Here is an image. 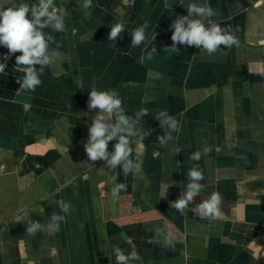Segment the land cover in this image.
Instances as JSON below:
<instances>
[{"label": "crops", "instance_id": "obj_1", "mask_svg": "<svg viewBox=\"0 0 264 264\" xmlns=\"http://www.w3.org/2000/svg\"><path fill=\"white\" fill-rule=\"evenodd\" d=\"M256 1L207 0L217 12L213 19L238 27L241 41L211 56L202 46L168 50L173 20L187 15L188 3L205 0H92L87 19L82 0L56 1L66 30L46 31L62 45L63 61L46 67L31 92L17 90L0 74V97L17 95L30 103L21 119L19 107L1 101L0 264H115L114 245L126 253L134 248L143 264H264V20L256 24L263 11L247 12ZM118 21L126 27L122 38L109 41L110 26ZM145 21L147 42L134 48L131 33ZM152 47L153 59L141 63ZM106 72L110 81L97 84ZM93 84L117 91L126 115L149 111L142 118L143 140L130 145L138 169L127 175L122 167L90 161L81 146L96 113L61 102ZM59 106H68L67 112L52 114ZM161 110L181 122L166 146L157 140L164 134L155 119ZM81 121L84 126L74 124ZM205 147L209 154L190 159ZM194 164L203 170L204 188L181 215L171 202L185 190ZM118 183L127 190L116 195ZM213 191L222 194L221 215L201 219L190 209ZM60 199L71 203L70 214L61 212L55 203ZM53 212L66 215L58 232L26 233L29 219L46 225ZM169 233L172 243L165 247Z\"/></svg>", "mask_w": 264, "mask_h": 264}, {"label": "clouds", "instance_id": "obj_2", "mask_svg": "<svg viewBox=\"0 0 264 264\" xmlns=\"http://www.w3.org/2000/svg\"><path fill=\"white\" fill-rule=\"evenodd\" d=\"M5 4H11L7 8ZM85 11V18H89L90 9L92 8V0H82L80 5ZM167 6V5H166ZM187 15L177 16L173 20L170 28L173 30L171 35L172 45L168 50L172 52L179 51L177 45L195 46L206 51L211 56L215 54L221 46L232 47L239 45V39L235 30L231 26L221 27L213 17L217 15L216 10L209 6L207 0L203 4L190 2L187 5ZM29 12L31 16L29 17ZM149 22L145 21L143 25L136 27L131 33V44L134 48L147 42L146 29L149 28ZM52 32H64L65 18L59 10L56 0H37L35 4H30L26 0H8L7 3H0V46L7 48L9 55H4L3 59H9V56L17 52L20 55L15 56L16 70L23 75L17 78L20 84V90L31 92L35 91L41 85V75L46 67L58 65L64 57L58 49L62 46L58 43ZM126 29L122 21H118L110 26L107 39L116 41L121 37V33ZM75 32V29H73ZM155 38V37H154ZM51 44H56V48H51ZM157 53V48L152 47L147 52L146 57L142 54L140 62L143 63L145 58L152 60L153 55ZM37 65L40 66L37 71ZM6 64L0 63V72L4 71ZM259 74L264 75V68L259 70ZM19 90V91H20ZM89 110H97L94 119L88 126L87 141L84 149L90 161L102 160L110 169L122 167L125 175L138 169V165L134 163L130 157L133 148L130 146L134 138H144L143 117L149 111L141 108L133 115H126L123 106V100L119 93L115 90H98L95 84L92 85L89 92L87 103ZM155 119L160 122L164 134L157 137L161 146H166L173 139V133L181 131V122L174 116L170 115L167 110H161ZM110 141H115L112 151L108 150ZM176 154L181 149L175 150ZM211 149L205 147L203 152L195 151L191 154L192 161H199L202 155H207ZM246 161V157L241 155L237 157ZM187 186L181 192L178 199L171 202V207L177 210L181 215H186L189 210L188 206L193 202L194 198L201 194L204 185L200 182L204 180L203 170L198 164H194L187 172ZM127 185L118 183L113 189V193L119 195L121 191H126ZM223 202L222 194L213 191L210 196L206 197L202 203L197 204L190 210L197 214L201 219L215 220L221 215V205ZM60 210L64 214H70L72 205L70 202L60 199L55 201ZM61 222L66 223V215L52 213L50 222L46 225L35 220L29 219L26 226V233L35 235L38 232L52 230L58 232ZM157 229V234H161ZM148 243H159L158 240L149 239ZM171 234L164 236V246L171 245ZM112 252L115 255V264H134L139 261L143 264L139 253L133 248L127 252L114 245Z\"/></svg>", "mask_w": 264, "mask_h": 264}, {"label": "water", "instance_id": "obj_3", "mask_svg": "<svg viewBox=\"0 0 264 264\" xmlns=\"http://www.w3.org/2000/svg\"><path fill=\"white\" fill-rule=\"evenodd\" d=\"M33 2L36 3L37 0L36 1L33 0ZM58 8H59V10L61 9L60 6ZM29 15L31 16L30 12H29ZM46 30H48V29H44V31H46ZM0 48H4V51H5V52L3 51V53H0V63L6 64V68L4 69V71L0 72V74L5 72L7 74V76L9 77V79H11L10 80L11 83H12V81L16 82V83H12V86H16L17 90H19L20 89V84L17 83V78L21 77L23 74L17 72V70L15 69L16 68L15 56L20 55L21 53L17 52L15 54H12V55L9 56V59L4 60L3 56L4 55H9L8 54V50H7V48H5L3 46H0ZM36 67H37V71H39L40 66L37 65ZM42 75H41V77H42ZM41 77H40V79H41ZM2 100L6 101V103L2 102L4 104V106H8L9 108H13V109L15 108L17 110H18V107H19V109L21 111V114H22L21 119H24L27 116L28 106L30 105V103L20 101L18 99L17 95L14 96V97H13V95L4 96V97H0V109L3 107L2 104H1Z\"/></svg>", "mask_w": 264, "mask_h": 264}, {"label": "flooded vegetation", "instance_id": "obj_4", "mask_svg": "<svg viewBox=\"0 0 264 264\" xmlns=\"http://www.w3.org/2000/svg\"><path fill=\"white\" fill-rule=\"evenodd\" d=\"M57 1V0H56ZM158 1H160L161 3H163V4H167L168 3V0H158ZM261 11H263V13H262V15L261 16H258V18H256V24L258 23V22H260V21H262V20H264V0H257L256 2H255V4H253L248 10H247V12H252V13H257V12H261ZM157 13H159V14H161V15H165V13L164 14H162L160 11L159 12H157ZM238 37V39H239V43L241 42L240 41V36H237ZM234 46H236V45H233L232 47H234ZM4 49V48H3ZM106 81H110V74L108 73V72H106L105 74H104V78L103 79H101V81H99V82H96L97 84H101V86L102 85H104V84H106ZM98 90H101V89H98ZM91 91V90H90ZM90 91H88L87 93H85V94H75V96H73V97H65V98H63L62 100H61V102H64V101H68V102H70V103H74V104H77L78 106H74L73 107V109H77V108H80V106L84 109V110H89L88 109V106H87V103H88V98H89V92ZM67 107L68 106H59V107H57L56 108V110H53L52 111V114H54L55 112L56 113H61V112H67ZM90 111V110H89ZM96 111L97 110H93V113H96ZM74 124H80L81 126H84V124L85 123H83L82 121L79 123V122H75ZM89 125H90V123H89ZM86 130H87V133H86V137L84 138V141H83V143H82V145L81 146H83V148H84V144L86 143V141H87V136H88V126H86ZM85 150V149H84Z\"/></svg>", "mask_w": 264, "mask_h": 264}]
</instances>
